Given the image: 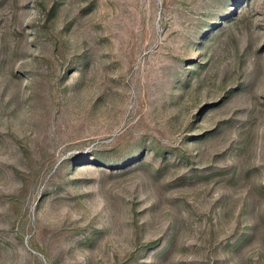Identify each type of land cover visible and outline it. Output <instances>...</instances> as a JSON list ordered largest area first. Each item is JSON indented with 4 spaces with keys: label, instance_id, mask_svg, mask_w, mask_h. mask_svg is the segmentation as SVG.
Instances as JSON below:
<instances>
[{
    "label": "rangeland",
    "instance_id": "1",
    "mask_svg": "<svg viewBox=\"0 0 264 264\" xmlns=\"http://www.w3.org/2000/svg\"><path fill=\"white\" fill-rule=\"evenodd\" d=\"M0 264H264V0H0Z\"/></svg>",
    "mask_w": 264,
    "mask_h": 264
}]
</instances>
